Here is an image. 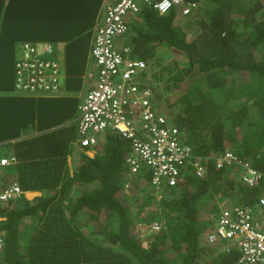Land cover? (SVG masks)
<instances>
[{"label": "trees", "instance_id": "trees-1", "mask_svg": "<svg viewBox=\"0 0 264 264\" xmlns=\"http://www.w3.org/2000/svg\"><path fill=\"white\" fill-rule=\"evenodd\" d=\"M190 1L198 8L179 24L174 10L128 14L126 56L145 62L141 80H153L158 113L193 156L232 149L262 173L259 184L241 182L235 164L209 163L202 176L184 165L175 184L156 187L144 165L128 176L130 141L119 133H91L96 143L80 146L67 124L79 97L15 95L13 65L22 44H54L63 50L54 59L66 71L62 89L79 90L103 0H0V141L17 135L25 110L42 124L35 137L2 144L17 163L0 165V187L40 193L0 205V264H234L235 249L205 236L220 207L255 206L264 195V0ZM162 96L173 111L159 107ZM151 221L161 228L144 246L137 225Z\"/></svg>", "mask_w": 264, "mask_h": 264}, {"label": "built area", "instance_id": "built-area-1", "mask_svg": "<svg viewBox=\"0 0 264 264\" xmlns=\"http://www.w3.org/2000/svg\"><path fill=\"white\" fill-rule=\"evenodd\" d=\"M143 6L165 12L179 8L181 14H189L197 7L190 0H116L108 3L98 23L91 46V56L98 66L95 81L86 90L78 104V114L74 121L81 145L95 143L91 133L116 131L130 141L132 155L126 158L128 175L132 176L141 166L150 172L152 185L175 184L180 168L192 165L198 174L206 167L204 161L193 156L191 147L180 142L179 132L167 123V118L158 113L155 92L151 85L140 78L146 69L143 60L125 55L129 46L117 48L114 39L122 36L127 29L125 21L128 14H136ZM50 43L28 42L20 46L15 62L16 87L27 92L44 91L54 93L59 90L64 74L54 61ZM14 157L1 158L6 164ZM237 165L241 178L250 186H256L261 179L259 170L253 168L231 151H225L215 159L217 167ZM20 185L12 182L0 187V205L20 195H27ZM259 204L264 206L263 197ZM250 205H235L221 208L215 224L208 229L205 239L208 243H219L223 252L230 248L239 251L235 264H264V213ZM256 213V216H255ZM140 238L157 233L161 223L151 221L138 224ZM3 237L0 234V249Z\"/></svg>", "mask_w": 264, "mask_h": 264}, {"label": "crops", "instance_id": "crops-1", "mask_svg": "<svg viewBox=\"0 0 264 264\" xmlns=\"http://www.w3.org/2000/svg\"><path fill=\"white\" fill-rule=\"evenodd\" d=\"M115 0H111L109 1V3L113 2ZM175 15L176 18H175V24H179L178 22V19L179 18H184V15H181L180 14V11L179 10H176L175 11ZM102 20V17L99 19V22ZM93 37H94V30H91V39H90V42H89V47H88V51H87V61H86V65L84 67V69H82L79 73H78V77H80L81 79V88L79 90H77V93L74 95V96H77L79 97V100H78V103L76 105V108L78 110V104L80 103L83 95V94H80L79 93L81 92L82 88H83V84L85 85V90L89 89L90 87H92L94 81H95V77H96V73H97V70H98V66L97 64L95 63L94 59L92 58L91 56V53H90V50H91V46H92V42H93ZM126 43L122 44V46L120 48H122L123 46H127L125 45ZM63 52V50H61ZM128 52H125V55H127ZM53 57L56 56V54L54 53L53 51ZM62 60V59H60ZM63 73L64 74V77L62 78V80L64 81V79H66V71L64 68H61ZM151 70V69H150ZM59 90H61L60 92H58ZM58 91L50 94L49 96H67V97H71L73 96V90L69 89V90H66V89H62V86L60 85V88H59ZM86 92V91H85ZM33 93V94H32ZM32 93H26V92H22V95L23 96H27V97H34L35 96V92H32ZM50 113L52 111H49ZM26 115L25 116H19L23 122L25 123H22L24 124L23 126H21L20 124V128H19V131L17 133V135H14L15 137L13 138H10V139H2L0 141V156H5L7 157L8 155V152L10 151V148L2 145V144H6L7 142H13L14 140H18V139H23V141L25 140H29V138H33L35 136H37L41 131L37 128L38 126L42 125L40 124L39 120H38V114L40 115V113L37 111V110H34L33 111H27L25 110ZM35 114V115H32V114ZM14 111L12 112V117L14 116ZM78 114V113H77ZM77 114L74 116L75 119H76V116ZM33 116H35L37 118V121H36V124L32 121H29ZM73 122V116L69 119L68 123H71ZM29 147V146H28ZM6 153V154H5ZM91 153V152H90ZM5 154V155H4ZM9 157V156H8ZM16 160L13 161V160H9V162L7 163V166L8 164H15ZM7 166H3V167H0V172H4L6 167ZM2 170V171H1ZM33 194V192H31ZM31 194V195H32ZM264 196L263 194H261L260 197ZM27 197H30L29 195ZM261 204H259L258 206L260 207Z\"/></svg>", "mask_w": 264, "mask_h": 264}, {"label": "rangeland", "instance_id": "rangeland-1", "mask_svg": "<svg viewBox=\"0 0 264 264\" xmlns=\"http://www.w3.org/2000/svg\"><path fill=\"white\" fill-rule=\"evenodd\" d=\"M109 3V0H103V2H102V4L100 5V7H99V10H98V12H97V15H96V17H95V19H94V24H93V27H92V30H94V33H95V29H96V27H97V25H98V23H99V19L103 16V12H104V10H105V7H106V5ZM184 21V19L183 18H179L178 19V22L179 23H182ZM41 42H46V41H41ZM124 43H126L125 42V37L124 36H121V37H119V38H115L114 39V44H115V46L117 47V48H120L121 46H122V44H124ZM52 46L54 47L55 45L54 44H52ZM61 57H62V51L61 50H59V53L58 54H56V56L55 57H53V59H55L56 61H60V59H61ZM150 83H151V86L153 85V80L151 79V81H150ZM153 88V87H152ZM61 90H59L58 92H60ZM85 85L83 84V88H82V90H81V92L79 93V95L80 94H83V93H85ZM22 92H23V89H22V91L21 90H13L12 91V93L13 94H15V95H21L22 96ZM31 92V91H30ZM77 93V89H73V96L75 95ZM43 94H44V92H43ZM167 98L165 97V96H162V97H160V98H157V104L159 105V107L160 108H162L163 110L164 109H167V110H169V111H173L174 110V108L173 107H167ZM254 114H255V107L254 106H251L250 107V109H249V113H248V121H252V119H253V116H254ZM169 116H171V115H169ZM74 121H75V117H73V123H74ZM77 138H78V135H76V140H77ZM40 192H33V194L32 195H29L30 197H32V196H34V195H38ZM27 196H28V194H27ZM260 196H261V194H260ZM29 197V198H30ZM263 197V199H264V196H262ZM139 239L141 240V242H142V244L145 246L146 244H147V241H146V239H143V238H140L139 237Z\"/></svg>", "mask_w": 264, "mask_h": 264}, {"label": "clouds", "instance_id": "clouds-1", "mask_svg": "<svg viewBox=\"0 0 264 264\" xmlns=\"http://www.w3.org/2000/svg\"><path fill=\"white\" fill-rule=\"evenodd\" d=\"M192 2H195L196 4H197V7L194 9V10H192L191 12H193V11H195L197 8H198V2L197 1H192ZM146 7V6H145ZM147 7H149V6H147ZM149 8H152V7H149ZM152 9H154V8H152ZM154 10H156L159 14H165V13H167V12H169L170 10H174V11H176V10H179L180 11V9L179 8H172V9H169V10H167V11H165V12H159L158 11V9H154ZM190 12V13H191ZM138 13V12H137ZM136 13V14H137ZM189 13V14H190ZM180 14H181V12H180ZM181 15H183V14H181ZM186 15H188V14H186ZM186 15H184V16H186ZM38 42H41V41H36L35 43H38ZM16 62V61H15ZM14 73H13V78H14V85H15V90L17 89V90H20V89H18L17 87H16V73H15V63H14ZM63 82V81H62ZM150 85V84H149ZM154 89V88H153ZM22 91V90H21ZM23 92H26V93H32V92H27V91H23ZM43 92L44 91H38V92H35V97L36 96H38V95H41V94H43ZM33 94V93H32ZM44 94L45 95H50V94H52V93H48V92H44ZM72 124H74L73 122H71ZM70 123V124H71ZM74 126L76 127V125L74 124ZM114 131V130H113ZM114 132H116V131H114ZM180 134V133H179ZM78 135V134H77ZM95 138V137H94ZM77 143H79V145L80 146H93L95 143H96V138H95V143H93V144H86V145H81L80 144V141H79V137L77 138ZM225 151H231V152H233L234 153V151L232 150V149H229V148H226L224 151H222L220 154H218V155H216L215 157L214 156H212V157H210L211 158V160H210V162H209V159H208V162H207V164L206 165H208L209 163L211 164H213L215 167H217L216 165H215V159L216 158H218L219 156H221ZM89 152H91V151H89ZM235 154V153H234ZM13 156V155H12ZM11 156V157H12ZM14 157V160L13 161H15L16 160V158H15V156H13ZM2 158H4V157H2ZM5 158H7V157H5ZM1 159V158H0ZM243 160V159H242ZM11 161V160H10ZM250 163V162H249ZM7 164V163H6ZM0 165H3V164H0ZM184 165H187V166H190L191 168H192V170L195 172V174H198L197 173V171L195 170V168H193L192 167V165H190V163L189 164H184ZM183 165V166H184ZM251 165V164H250ZM181 167L180 168V172H181V170H182V168H187V166L186 167ZM252 166V165H251ZM228 167V166H227ZM253 167V166H252ZM237 168H238V174H239V176H241V174H240V168H239V166H237ZM254 168V167H253ZM146 169V168H145ZM207 169V166L206 167H204V170L202 171V173L201 174H198V175H204V173H205V170ZM256 169V168H255ZM258 170V169H257ZM180 172H179V175L177 176V180H176V182L178 181V179L180 178ZM261 173V172H260ZM129 176V175H128ZM131 177V176H130ZM261 178H262V173H261ZM239 180H241V182H243L244 184H246V185H248L242 178H239ZM261 180V179H260ZM175 182V183H176ZM260 182V181H259ZM150 183H151V176H150ZM164 183H166V182H164ZM152 184V183H151ZM163 184V183H162ZM166 184H168V183H166ZM168 185H170V184H168ZM248 186H250V185H248ZM257 186V185H256ZM30 192H39V191H36V190H32V191H30ZM37 195V194H36ZM35 196V195H34ZM26 197H27V195H26ZM33 197V196H32ZM32 197H30V198H32ZM27 198H29V197H27ZM260 198V197H259ZM258 205H259V200H258V202H256V204H255V206H252L254 209H256L257 207H258ZM235 206V205H234ZM239 206H241V205H239ZM231 207H233V206H231ZM221 208H230V206H224V207H220L219 208V210L221 209ZM255 216H256V213H255ZM208 231V230H207ZM220 245V244H219ZM221 246V245H220ZM233 249H235L236 251H237V253H238V257H239V251L234 247V248H230V251H233ZM238 257H237V259H238ZM237 259H236V261H237ZM236 261L234 262V264L236 263ZM206 264V263H205Z\"/></svg>", "mask_w": 264, "mask_h": 264}, {"label": "bare ground", "instance_id": "bare-ground-1", "mask_svg": "<svg viewBox=\"0 0 264 264\" xmlns=\"http://www.w3.org/2000/svg\"><path fill=\"white\" fill-rule=\"evenodd\" d=\"M27 194H29V192Z\"/></svg>", "mask_w": 264, "mask_h": 264}]
</instances>
